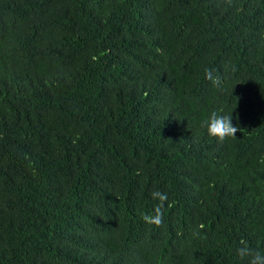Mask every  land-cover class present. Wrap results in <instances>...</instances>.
I'll use <instances>...</instances> for the list:
<instances>
[{
	"label": "trees",
	"instance_id": "1",
	"mask_svg": "<svg viewBox=\"0 0 264 264\" xmlns=\"http://www.w3.org/2000/svg\"><path fill=\"white\" fill-rule=\"evenodd\" d=\"M243 247L264 251V0H0V264Z\"/></svg>",
	"mask_w": 264,
	"mask_h": 264
},
{
	"label": "clouds",
	"instance_id": "2",
	"mask_svg": "<svg viewBox=\"0 0 264 264\" xmlns=\"http://www.w3.org/2000/svg\"><path fill=\"white\" fill-rule=\"evenodd\" d=\"M207 77L213 79L212 72H207ZM233 111L232 112H211L203 121L207 128L208 135L216 138L218 141L223 142L225 139L236 136L238 126L233 124ZM154 199L160 201V205L167 200V194L156 190L152 193ZM160 205L157 206V213L160 211ZM159 222V216L156 217ZM240 258H247V264H264V251L253 250L248 247L238 249Z\"/></svg>",
	"mask_w": 264,
	"mask_h": 264
}]
</instances>
